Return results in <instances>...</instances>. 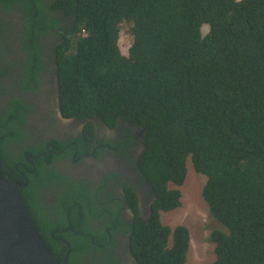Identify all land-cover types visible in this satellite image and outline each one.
<instances>
[{
	"label": "trees",
	"instance_id": "trees-1",
	"mask_svg": "<svg viewBox=\"0 0 264 264\" xmlns=\"http://www.w3.org/2000/svg\"><path fill=\"white\" fill-rule=\"evenodd\" d=\"M0 3L6 10L14 5L23 10V46L29 51L27 76L20 80L25 88L38 80L39 34L58 29L63 38L57 47L62 113L95 117L110 127L125 121L145 129L138 165L158 196L148 222L123 223L137 264L187 261L188 226L164 224L161 211L182 204L181 190L170 183L185 182L188 156L196 171L207 176L203 198L221 223L210 235L216 259L209 264H264V0ZM48 10L60 15H48ZM124 24L130 25L133 36L126 54L119 43ZM9 25H0V44L11 30ZM0 53L9 56L10 51ZM25 107L14 98L10 109L0 112L1 174L22 184L26 178L20 169L29 176L28 186L18 190L43 240L60 261L69 250L61 240L66 238L72 248L69 264H81L91 255L97 258L89 264H117L113 254L97 255L104 248L95 241L106 247L110 242L106 234L91 228L90 219L97 214L87 204L91 190L86 183L67 179L69 188L59 194L62 215L54 221L45 214V203L34 187L53 178L55 173H47L44 163L59 155L35 158L33 174L17 163L27 153L47 149L38 142L14 152L8 149L25 138L16 125L25 119ZM84 130L91 139V121ZM51 142L60 148L56 139ZM68 219L83 232L51 234Z\"/></svg>",
	"mask_w": 264,
	"mask_h": 264
},
{
	"label": "flooded vegetation",
	"instance_id": "flooded-vegetation-1",
	"mask_svg": "<svg viewBox=\"0 0 264 264\" xmlns=\"http://www.w3.org/2000/svg\"><path fill=\"white\" fill-rule=\"evenodd\" d=\"M45 1L46 4L52 2ZM52 13L60 15L55 10L47 12L48 15ZM1 15L5 24L11 23L14 27L9 25L11 30L3 35L4 44H0V52L7 48L10 51L9 56L0 53V112L10 109L14 98L22 100L26 105L25 119L16 124L25 132V138L21 142H12L8 149L14 152L35 142L46 146L45 151L27 153L24 160H17L31 174L36 170L35 158L49 153L59 155V158L44 163L47 173L51 176L52 172L55 173L53 178L44 186L34 187L37 197L45 203V214L54 221L62 215L59 194L69 188L67 179L86 183L91 190L87 204L93 206L92 209L97 214L90 219L91 228L99 235L106 234L107 243L110 242L106 247L95 241L101 249L104 248L98 251V257L113 254L117 264H137L131 249L130 235L125 233L126 226L123 223L134 225L137 219L148 222L152 215V203L158 196L138 165L145 149V129L125 121L110 127L95 117L81 119L67 117L62 113L57 47L63 38L58 29L39 34L37 43L41 64L35 69L38 80H31L30 86L25 88L20 80L27 76L29 51L23 46V30L26 27L23 10L19 5L6 10L0 3ZM89 121L94 126L91 139L84 130ZM54 139L61 144L60 148L53 147L51 141ZM20 171L24 177L27 175L23 170ZM70 229L75 233L83 232L74 228L68 219L67 225L52 230L51 234ZM63 239L66 238H61L62 241ZM95 258L97 257L91 255L85 261L82 260L81 264H89Z\"/></svg>",
	"mask_w": 264,
	"mask_h": 264
},
{
	"label": "water",
	"instance_id": "water-1",
	"mask_svg": "<svg viewBox=\"0 0 264 264\" xmlns=\"http://www.w3.org/2000/svg\"><path fill=\"white\" fill-rule=\"evenodd\" d=\"M25 183L0 172V264H69V250L60 261L48 248L18 188Z\"/></svg>",
	"mask_w": 264,
	"mask_h": 264
},
{
	"label": "rangeland",
	"instance_id": "rangeland-1",
	"mask_svg": "<svg viewBox=\"0 0 264 264\" xmlns=\"http://www.w3.org/2000/svg\"><path fill=\"white\" fill-rule=\"evenodd\" d=\"M5 23L1 15L0 25ZM132 37L130 25L124 24L119 43L125 54L132 43ZM206 180L207 176L196 171L191 156H188L185 182L181 186L170 183V187L181 190L182 204L178 208L161 211V220L164 224L172 228L184 224L190 230L191 240L185 264H209L216 259L215 242L211 241L210 235L215 228L221 227V223L210 213L203 198Z\"/></svg>",
	"mask_w": 264,
	"mask_h": 264
}]
</instances>
